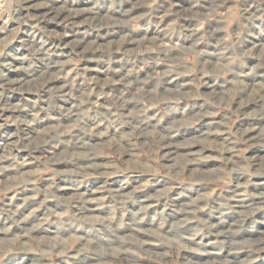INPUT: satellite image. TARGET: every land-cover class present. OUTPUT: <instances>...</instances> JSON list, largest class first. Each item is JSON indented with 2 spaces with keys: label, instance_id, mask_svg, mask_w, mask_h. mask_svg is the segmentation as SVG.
I'll return each instance as SVG.
<instances>
[{
  "label": "rangeland",
  "instance_id": "1",
  "mask_svg": "<svg viewBox=\"0 0 264 264\" xmlns=\"http://www.w3.org/2000/svg\"><path fill=\"white\" fill-rule=\"evenodd\" d=\"M260 50L264 0H0V264H264Z\"/></svg>",
  "mask_w": 264,
  "mask_h": 264
},
{
  "label": "bare ground",
  "instance_id": "2",
  "mask_svg": "<svg viewBox=\"0 0 264 264\" xmlns=\"http://www.w3.org/2000/svg\"><path fill=\"white\" fill-rule=\"evenodd\" d=\"M54 18V17H53ZM55 19V18H54ZM261 51V50H260ZM261 53L262 54H264V50H262L261 51ZM262 57V56H261ZM261 188L264 190V185L263 184H261ZM262 190V192H259V193H257L256 192V195H258V200L259 201H262V202H264V191ZM256 240V239H255Z\"/></svg>",
  "mask_w": 264,
  "mask_h": 264
}]
</instances>
